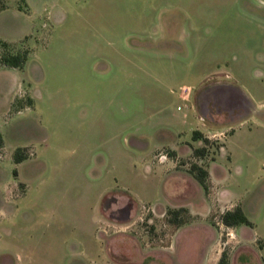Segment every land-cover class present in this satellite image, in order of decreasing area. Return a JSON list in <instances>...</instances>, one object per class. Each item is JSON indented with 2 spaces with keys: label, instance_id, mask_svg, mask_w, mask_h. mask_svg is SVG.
I'll return each instance as SVG.
<instances>
[{
  "label": "rangeland",
  "instance_id": "obj_1",
  "mask_svg": "<svg viewBox=\"0 0 264 264\" xmlns=\"http://www.w3.org/2000/svg\"><path fill=\"white\" fill-rule=\"evenodd\" d=\"M110 17L179 47L132 57L127 88L73 49L53 65L61 35L74 44ZM26 51L22 69L0 65V264L229 259L243 242L225 206L264 264V0H0V59ZM196 131L221 133L198 162L216 159L209 195L189 173Z\"/></svg>",
  "mask_w": 264,
  "mask_h": 264
},
{
  "label": "crops",
  "instance_id": "obj_2",
  "mask_svg": "<svg viewBox=\"0 0 264 264\" xmlns=\"http://www.w3.org/2000/svg\"><path fill=\"white\" fill-rule=\"evenodd\" d=\"M98 6L99 5L97 4V7ZM80 22L79 24L81 25ZM146 24L143 19L135 23L132 22V20H127L125 22L113 17H110L109 20H106L104 18H95L94 22L87 23V25L94 26L95 32L92 35H90V33L85 35L83 34V32H81L80 34H78L77 42H74V44H71L70 40L67 39V36L65 35H61L59 37L60 42L56 45L55 50L53 51L54 57L57 58L54 61L53 65H56L59 60H66L67 55L64 54L65 51H72L70 49H73V53H76V55L74 56H78L79 58L85 60L86 65H88L87 62H92L95 71L98 70L99 61L102 62V60H104L105 63L102 64L105 65L104 72H106L108 69L116 72L118 76L120 75L127 88L128 84L130 83V73L132 74L133 72V60L131 59L132 57H134L135 55L141 56L143 60L142 62L144 63V59H146V57L151 53L157 57H162L166 53H175L174 50L176 49V47H179L176 44V40L174 38H171V36L158 34L157 31H152L150 33L147 29L148 27L146 26L145 28ZM62 26L63 24L61 25V27ZM167 41L173 43H167ZM142 71H144V66L142 67ZM44 77L45 76L43 74L42 76L40 75L39 84L43 83ZM118 81L121 82L120 80ZM119 82L115 84L118 85ZM225 88H227V91L223 92V97L226 101L231 100L233 93L230 91V89H232L236 91V93H238L240 97L244 98V100L248 101L249 104L252 105L250 95L239 87L225 84ZM37 98L38 99L36 100L41 101V99L43 98V94L38 93ZM212 121L215 122L216 120H214L213 118ZM204 135L210 139L213 137H221V133L217 132L206 133ZM126 141L127 139H125V142ZM197 144L199 148L204 146V143L201 140L197 141ZM193 148L195 147H192V150ZM215 160L208 165L211 184L215 179L213 173L216 164ZM229 208L225 206L223 210L221 209L223 211H221V214L229 210ZM245 229V226L234 228L236 236L243 243V232H245ZM243 243L238 244L237 248L232 249L229 254V264H260L261 261L252 259V254L255 253L253 252L250 244ZM219 262L220 258L213 261L212 258L208 257L206 260L204 259L201 264H219Z\"/></svg>",
  "mask_w": 264,
  "mask_h": 264
},
{
  "label": "trees",
  "instance_id": "obj_3",
  "mask_svg": "<svg viewBox=\"0 0 264 264\" xmlns=\"http://www.w3.org/2000/svg\"><path fill=\"white\" fill-rule=\"evenodd\" d=\"M28 51L21 53L18 52L16 54H8L3 55L0 59V65L11 67L15 69H22L27 60ZM23 106H20V109ZM194 140H201L204 143V146L201 148H193L192 150V158L195 160L194 163L191 164V168L189 173L193 176V178L202 186L205 190L206 194L209 195L211 191V183H210V175L209 171L206 168H203L198 164V162L204 161L208 158L210 153V144L211 139L206 137L199 131L194 132L193 135ZM3 146V138L0 134V148ZM222 147V146H221ZM220 147V149H221ZM20 151L16 152V163H21L25 158L20 156ZM173 158H176L175 153H173ZM188 212L186 208H180L178 210H170L169 215L172 217V222L175 223L177 226H182V223L179 220V215L182 212ZM221 222L227 228H238L241 226H252L251 222L247 219L244 212L239 206L231 208L225 211L221 215ZM219 264H229V259L226 258L225 255L221 258Z\"/></svg>",
  "mask_w": 264,
  "mask_h": 264
}]
</instances>
